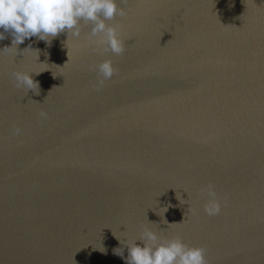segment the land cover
Instances as JSON below:
<instances>
[{
    "label": "water",
    "instance_id": "95a60500",
    "mask_svg": "<svg viewBox=\"0 0 264 264\" xmlns=\"http://www.w3.org/2000/svg\"><path fill=\"white\" fill-rule=\"evenodd\" d=\"M117 4L121 55L83 22L50 44L0 40V264H126L115 251L145 227L207 264H264V0Z\"/></svg>",
    "mask_w": 264,
    "mask_h": 264
},
{
    "label": "clouds",
    "instance_id": "9594fccd",
    "mask_svg": "<svg viewBox=\"0 0 264 264\" xmlns=\"http://www.w3.org/2000/svg\"><path fill=\"white\" fill-rule=\"evenodd\" d=\"M121 3L126 5L127 0H121ZM126 14L125 7L118 6L117 0H0V29H3L0 31V40L5 39V33H9L13 37L12 44L5 48L15 45L17 50L18 45L26 38L34 36L50 44L61 33H67L68 39L69 35L79 37L80 24L83 22L91 24L90 38H96L94 42L105 53L121 55L125 47L119 34L120 26L107 22ZM25 49H31V46ZM89 71L98 72V80L93 87L99 90L106 80L116 74L117 69L111 59H106L98 65L89 66ZM31 74L14 72L12 76L17 88H24L27 92L31 89L38 95L39 84L33 80ZM40 115L47 118L43 111ZM20 131L19 128L15 129L17 135ZM201 194L208 198L204 205L205 213L209 216L219 215L221 202L217 199L213 185L209 183L202 188ZM224 206H227V201ZM138 240L143 246L138 245L137 240L130 244L124 242L128 252L126 258L114 250L126 260V264H207L204 248L190 247L179 237L165 239L145 227Z\"/></svg>",
    "mask_w": 264,
    "mask_h": 264
}]
</instances>
